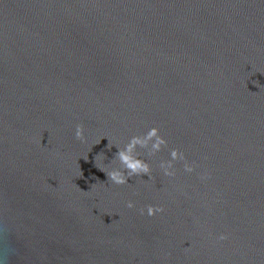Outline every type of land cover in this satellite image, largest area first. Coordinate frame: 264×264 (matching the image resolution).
<instances>
[{
  "label": "water",
  "instance_id": "95a60500",
  "mask_svg": "<svg viewBox=\"0 0 264 264\" xmlns=\"http://www.w3.org/2000/svg\"><path fill=\"white\" fill-rule=\"evenodd\" d=\"M0 259L264 264V0H0Z\"/></svg>",
  "mask_w": 264,
  "mask_h": 264
},
{
  "label": "clouds",
  "instance_id": "9594fccd",
  "mask_svg": "<svg viewBox=\"0 0 264 264\" xmlns=\"http://www.w3.org/2000/svg\"><path fill=\"white\" fill-rule=\"evenodd\" d=\"M82 133L83 130L81 126L77 125L75 129V137L77 139H81ZM165 143V140L159 135L158 129L152 127L143 136H132L129 142L124 145L123 148H117L118 151L115 154V158L119 162V168H115L107 172H105L102 168L98 169L103 171L106 174L108 181L115 185L126 184L128 178L140 176L141 174H146L148 175L149 179H151V170L149 164L145 160L141 159L135 150L137 147L148 148L150 144L149 155H152L156 152H159L161 146ZM176 161L183 162V171L185 173H192L194 171V164L189 163L186 160L183 152H179L176 149H171L169 152V159L167 161H161L159 164L164 176L172 177L176 174L173 163ZM200 179H207V175L202 174ZM127 207L132 208L134 205L131 201H129ZM140 211L142 215L146 214L151 217L158 213H162L164 209L162 207L147 205L146 209H141ZM226 238L227 237L224 234H220L217 237L218 240H224ZM0 264H4L3 259H0Z\"/></svg>",
  "mask_w": 264,
  "mask_h": 264
}]
</instances>
